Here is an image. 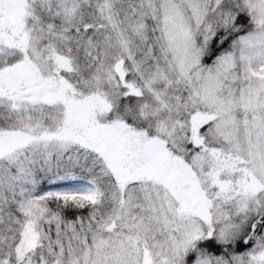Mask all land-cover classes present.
<instances>
[{"label": "snow or ice", "instance_id": "snow-or-ice-1", "mask_svg": "<svg viewBox=\"0 0 264 264\" xmlns=\"http://www.w3.org/2000/svg\"><path fill=\"white\" fill-rule=\"evenodd\" d=\"M0 264H264V0H0Z\"/></svg>", "mask_w": 264, "mask_h": 264}]
</instances>
